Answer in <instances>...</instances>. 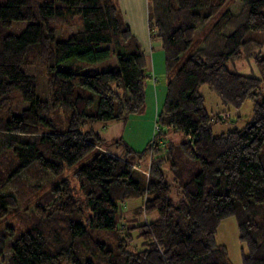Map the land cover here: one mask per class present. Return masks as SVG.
Listing matches in <instances>:
<instances>
[{
    "label": "trees",
    "instance_id": "16d2710c",
    "mask_svg": "<svg viewBox=\"0 0 264 264\" xmlns=\"http://www.w3.org/2000/svg\"><path fill=\"white\" fill-rule=\"evenodd\" d=\"M233 2L150 0V38L169 77L159 132L141 150L123 143L118 156L93 126L139 114L153 76L117 1H0V264L6 253L7 264H232L215 235L233 215L249 251L243 264H264V52L253 54L259 43L248 36L264 32V0H239L237 15ZM17 23H26L18 34ZM66 27L79 28L57 34ZM243 55L261 78L227 67ZM111 59L113 68L85 70ZM33 68L45 73L46 99ZM202 86L235 109L252 98V121L213 135L230 115L208 113ZM57 111L70 114L67 126L58 128ZM170 132L184 133L182 152L199 163L176 198L163 170L172 148L160 156L158 146ZM66 172L44 191L31 183ZM139 199L134 214L157 217L128 228L122 207Z\"/></svg>",
    "mask_w": 264,
    "mask_h": 264
},
{
    "label": "rangeland",
    "instance_id": "374dc122",
    "mask_svg": "<svg viewBox=\"0 0 264 264\" xmlns=\"http://www.w3.org/2000/svg\"><path fill=\"white\" fill-rule=\"evenodd\" d=\"M1 1V0H0ZM118 3L119 16L121 21L129 25L132 30L136 33L141 31L143 25L140 23L142 19L141 16L147 18V30L149 31V20L151 18V3L150 0H116ZM234 1V2H233ZM128 2H132L136 5L133 7V15H130V9ZM228 2H233L231 5V12L233 15H237L241 11V3L239 0H228ZM140 17V19H139ZM213 23H211L212 25ZM26 27V23H17L12 28V31L16 34L20 33ZM79 27H66L62 28L57 32L58 35H66L70 32L77 30ZM150 36V31H149ZM249 37L253 38L259 43L253 50V54H258L264 52V32H251ZM138 41L142 45L145 43L143 41L142 34L136 36ZM149 39L152 41V47L154 52L150 60L148 59L149 54L147 55V61L152 71L153 78L147 82V93L148 97L146 100V105L143 110L136 115L130 116L126 122H116L111 121L107 123L97 122L94 124V130L101 135L103 138L102 147L116 155L124 156L125 148L123 143L129 145L130 147L141 150L144 148L146 143L151 141L155 135L158 134V126L156 124V111L160 109L163 104V91L166 88V83L168 76L166 72L162 69L160 70L158 64L154 57L158 55L160 49H157L155 42L158 41L156 38H148L147 43L150 47ZM146 46V47H147ZM144 50L145 48L142 47ZM252 50V49H251ZM115 66V60L111 59L108 62L99 63L96 65L85 66V70L95 69V70H106L113 68ZM63 68V65L60 66ZM227 67L234 72H238L247 76H254L256 78H261V73L254 62L252 56L245 57L243 55L240 59L229 60L227 62ZM32 73H34L38 78V94L39 97L46 99L49 94L47 87V79L43 70L39 68H33ZM155 89L157 93L160 94L158 103H151L150 101V89ZM200 94L205 98V108L207 109L210 115L214 114H223L226 113L230 115V118L226 122H218L213 125L212 132L213 135H220L222 133L241 129L245 127L248 123L252 121L253 114V99L247 98L245 103L239 108L235 109L230 106H225L221 103L218 95L212 91L207 86H202L200 88ZM157 108V109H156ZM70 114L64 111H57L54 114V119L59 123L58 128L62 126H67ZM123 140L122 143L119 142ZM186 141L185 135L183 132H170L165 137H162L159 140L158 146L160 148V156H165L168 154V148H172V153L168 155L167 164L164 165L163 170L167 175V180L172 187V197L176 198V192L179 190L180 183L187 182L192 179V177L199 170L198 161L191 159L185 156L182 152L181 143ZM170 145L172 147H170ZM102 151V148H99ZM68 176V172L63 175L55 176L52 174H46L43 177L32 181V184H38L41 187V190H46L54 186L56 183H59L61 179ZM23 181H31L30 174H25L22 177ZM9 193H14L16 191L15 187H10L7 190ZM142 200H132L126 203L125 207H122L121 211V223L128 226V228L135 225V223L142 220L151 221L156 219L157 214H153L150 217L139 218L138 215H135L133 209L142 204ZM25 206L20 205V209L24 210ZM31 210L33 207L30 208ZM28 209L27 212L31 210ZM16 223L17 220L9 217L5 224L7 223ZM135 236L136 233H133ZM216 244L223 245L229 255V259L232 264H243V257L249 254L247 245L244 241L240 239L238 218L236 215L230 216L223 220L217 230L215 235ZM134 245L140 246L141 240L135 237ZM9 253H6L1 264H7Z\"/></svg>",
    "mask_w": 264,
    "mask_h": 264
},
{
    "label": "crops",
    "instance_id": "0c3cea01",
    "mask_svg": "<svg viewBox=\"0 0 264 264\" xmlns=\"http://www.w3.org/2000/svg\"><path fill=\"white\" fill-rule=\"evenodd\" d=\"M131 1V0H130ZM128 4H129V9L131 10L130 11V15H131V17H132V15H133V7H134V5H136V4H134V3H132V2H128ZM232 6V5H231ZM231 8V7H230ZM141 20H140V23H142V25H143V27H142V29H141V31H139V32H135L134 30H132V28H131V31H132V33H133V35L136 37V36H138V34H142V37H143V41L145 42L143 45H142V47L143 48H145L143 51H144V53H145V56L147 57V55L149 54V56H148V59L150 60V58L152 57V53L154 52V49L153 48H151L152 47V41L149 39V44H150V47H148L147 45H148V43H147V37L148 38H150V36H149V31L147 30V18L146 17H144L143 15L141 16ZM139 19H140V17H139ZM137 38V37H136ZM147 46V47H146ZM155 46L157 47V49H160L159 50V52H158V55L156 56V57H154L155 58V60H156V62H157V64H158V67H159V69L160 70H164L165 72H166V66H165V54H164V52H163V50H162V45H161V42L158 40L157 42H155ZM147 59V58H146ZM148 62V61H147ZM149 64V63H148ZM168 81V80H167ZM167 84V83H166ZM165 94H166V88H165V90L163 91V101H164V98H165ZM159 96H160V94L159 93H157V91L155 90V89H150V94H149V97H150V101H151V103H153L154 104V102L157 104L158 103V100H159ZM147 97H148V93H147ZM162 106V105H161ZM157 109V108H156ZM159 110V109H158ZM158 110L156 111V115H157V113H158ZM114 154V153H113ZM116 155V154H115ZM119 156V155H118Z\"/></svg>",
    "mask_w": 264,
    "mask_h": 264
},
{
    "label": "built area",
    "instance_id": "2783aa9c",
    "mask_svg": "<svg viewBox=\"0 0 264 264\" xmlns=\"http://www.w3.org/2000/svg\"><path fill=\"white\" fill-rule=\"evenodd\" d=\"M221 116H222L223 119H227V118L229 117L228 114H223V115H221Z\"/></svg>",
    "mask_w": 264,
    "mask_h": 264
}]
</instances>
